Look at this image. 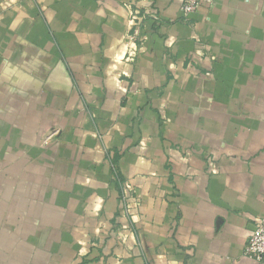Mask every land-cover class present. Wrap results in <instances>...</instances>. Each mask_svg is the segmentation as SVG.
I'll use <instances>...</instances> for the list:
<instances>
[{
	"label": "crops",
	"instance_id": "obj_1",
	"mask_svg": "<svg viewBox=\"0 0 264 264\" xmlns=\"http://www.w3.org/2000/svg\"><path fill=\"white\" fill-rule=\"evenodd\" d=\"M181 4L0 0V264H264V0Z\"/></svg>",
	"mask_w": 264,
	"mask_h": 264
},
{
	"label": "built area",
	"instance_id": "obj_2",
	"mask_svg": "<svg viewBox=\"0 0 264 264\" xmlns=\"http://www.w3.org/2000/svg\"><path fill=\"white\" fill-rule=\"evenodd\" d=\"M212 1L213 0H182L181 12L183 18L188 19L192 14L197 12L202 5L211 3ZM138 14L139 11H134L137 25L141 23L140 18L137 16ZM136 33H138V28L136 29ZM114 178L122 184V202L128 212L131 209V204L135 200V197L129 193L132 189L131 184L127 182L123 183L118 174H115ZM244 253L249 258L255 259L258 262H264V218L255 222L254 230L246 242Z\"/></svg>",
	"mask_w": 264,
	"mask_h": 264
},
{
	"label": "trees",
	"instance_id": "obj_3",
	"mask_svg": "<svg viewBox=\"0 0 264 264\" xmlns=\"http://www.w3.org/2000/svg\"><path fill=\"white\" fill-rule=\"evenodd\" d=\"M119 185V184H118Z\"/></svg>",
	"mask_w": 264,
	"mask_h": 264
}]
</instances>
